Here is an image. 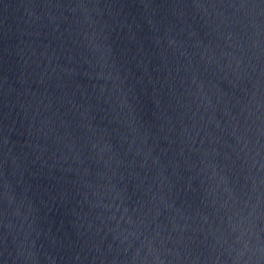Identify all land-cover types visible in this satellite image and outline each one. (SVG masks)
I'll return each instance as SVG.
<instances>
[{
    "label": "water",
    "instance_id": "95a60500",
    "mask_svg": "<svg viewBox=\"0 0 264 264\" xmlns=\"http://www.w3.org/2000/svg\"><path fill=\"white\" fill-rule=\"evenodd\" d=\"M0 264H264V0H0Z\"/></svg>",
    "mask_w": 264,
    "mask_h": 264
}]
</instances>
